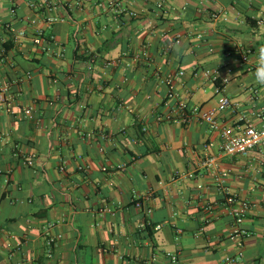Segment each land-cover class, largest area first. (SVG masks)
I'll use <instances>...</instances> for the list:
<instances>
[{"label": "crops", "instance_id": "1", "mask_svg": "<svg viewBox=\"0 0 264 264\" xmlns=\"http://www.w3.org/2000/svg\"><path fill=\"white\" fill-rule=\"evenodd\" d=\"M42 1L0 0V264H222L239 251L232 264H264V144L213 170L219 134L177 119L178 99L214 109L221 84L222 125L264 127L263 1L121 0L115 13L112 0H54L51 25ZM216 176L250 203L248 236H231Z\"/></svg>", "mask_w": 264, "mask_h": 264}, {"label": "built area", "instance_id": "2", "mask_svg": "<svg viewBox=\"0 0 264 264\" xmlns=\"http://www.w3.org/2000/svg\"><path fill=\"white\" fill-rule=\"evenodd\" d=\"M264 3V0H262ZM36 2L30 1L29 6H34ZM46 5H45V4ZM37 5V4H36ZM42 8H45L47 11L46 16L44 17V22L47 25H51L55 22L62 21V17L56 16L53 11L56 8V2L54 0L50 1H42L38 4ZM111 9L115 13H120L124 11V9L121 6V0H112L110 2ZM158 8L162 7L161 3H157L156 5ZM11 12H14V9H11ZM131 15H135V13H130ZM256 23L258 25L264 24V13L263 15L257 19ZM23 34V33H20ZM89 68L92 66L94 59L90 58L89 61ZM205 73L208 76H212L213 79H216L215 73H212L210 70H206ZM179 74H182L180 71ZM26 77H29V73H26ZM160 80V79H159ZM161 81H165L166 83H170V79H161ZM215 92L217 94L216 99V106L214 109H208L203 110L201 107L196 105H188L187 102L183 99L177 100V106H178V112H177V119L186 122L191 118H197L201 120L202 122L206 123L211 131H216L220 138H221V145L219 147V151L217 155H210L206 156L204 158L203 166L211 168L215 170V165L217 162V159L219 157L224 156H234V155H246L250 150L262 146L264 144V127L257 128L253 126L252 124H247L244 127L240 129L238 133H231L230 130L223 126L220 119L217 117L216 113L223 111L227 108H229L232 104L231 99L223 93L222 91V85L218 84L216 86ZM172 92H168V97L172 96ZM9 98H6V89H3L0 87V103L5 106H8ZM31 107H25L23 108L24 115H30ZM169 118V117H168ZM23 163L27 165L32 164V159L30 157H26L23 159ZM193 174H189L188 176H192ZM215 180L217 183L221 186V189L223 190V200L222 205L224 209L226 210L227 214L232 218L233 220V231L231 236H248L249 232L241 227L242 221L245 219L249 209H250V203L245 200L241 199L238 196L229 193L227 188L223 185V179L221 176H216ZM136 207H141L140 201L134 202ZM151 212L150 209H145V214L149 215ZM155 228H160V225H157ZM56 237L54 236H48L46 239V245H47V254L50 255L53 246L56 243ZM166 256L169 257L170 261L174 264H183L179 261L177 255L166 252ZM242 256V252L239 251L236 256H227L223 260L222 264H232L235 262L238 258Z\"/></svg>", "mask_w": 264, "mask_h": 264}, {"label": "clouds", "instance_id": "3", "mask_svg": "<svg viewBox=\"0 0 264 264\" xmlns=\"http://www.w3.org/2000/svg\"><path fill=\"white\" fill-rule=\"evenodd\" d=\"M253 57L256 62L254 70L255 83L261 87H264V45L256 49Z\"/></svg>", "mask_w": 264, "mask_h": 264}]
</instances>
